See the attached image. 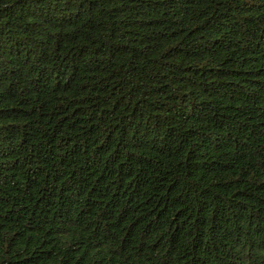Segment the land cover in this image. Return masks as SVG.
Here are the masks:
<instances>
[{"label":"trees","instance_id":"trees-1","mask_svg":"<svg viewBox=\"0 0 264 264\" xmlns=\"http://www.w3.org/2000/svg\"><path fill=\"white\" fill-rule=\"evenodd\" d=\"M0 264H264V0H0Z\"/></svg>","mask_w":264,"mask_h":264}]
</instances>
